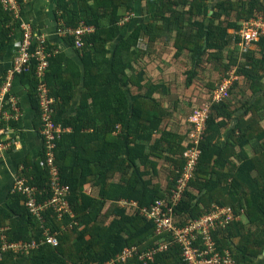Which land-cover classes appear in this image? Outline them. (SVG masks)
<instances>
[{"label":"trees","instance_id":"obj_1","mask_svg":"<svg viewBox=\"0 0 264 264\" xmlns=\"http://www.w3.org/2000/svg\"><path fill=\"white\" fill-rule=\"evenodd\" d=\"M56 1L58 31L80 59L48 42L52 55L45 80L57 97L54 119L72 127L58 140L55 154L62 181L71 187L74 215L59 220L50 211L49 224L61 230L59 244L43 243L29 253L0 247V264L103 263L126 246L144 250L172 241L170 232L158 233L138 208L120 201L150 206L171 192L192 145L189 117L206 104L196 174L175 213L182 223L215 203L232 206L241 218L216 233L219 250L228 249L234 264H255L264 253V36L242 50L237 32L243 20L264 13V0ZM19 2L25 18V2ZM130 12L142 17L124 21ZM21 23L0 1L1 55ZM81 25L92 30L82 34L84 44L78 47L76 34H63L60 27ZM232 70L238 78L227 97L212 101L223 74ZM18 78L28 87L41 125L35 69ZM43 156L44 150L39 158L27 156L20 174L48 188ZM2 233L9 241L43 237L19 191L11 189L8 205H0ZM182 250L173 242L151 263L190 264ZM117 264L143 263L135 256Z\"/></svg>","mask_w":264,"mask_h":264},{"label":"built area","instance_id":"obj_2","mask_svg":"<svg viewBox=\"0 0 264 264\" xmlns=\"http://www.w3.org/2000/svg\"><path fill=\"white\" fill-rule=\"evenodd\" d=\"M6 9L11 10L16 18L21 20L22 35L15 46V55L12 65L5 71L0 79V155L12 150L18 139L9 134L11 121L18 122L23 115L20 99L13 91V83L20 74L35 69L38 79V98L41 111L40 135L44 144V156L40 158V165L47 168L50 174L49 187L40 188L38 185L29 183V178L21 175L20 171L15 176L12 191H19L26 195V205L36 215L40 227L43 229V237L40 240L32 241H9L6 234L0 236V247L3 251L13 250L15 252L29 253L32 249L38 248L43 243L53 246L59 244L61 230L55 229L49 224L48 214L60 220L66 215L73 216V208L68 198L71 192L69 184L64 183L61 178L60 167L56 162V148L58 140L62 137L66 128L57 123L54 119L55 103L57 97L50 94L46 85L45 76L51 64L52 52L48 49L47 34L39 32L28 19L21 14L19 0H0ZM132 14V13H131ZM130 14V15H131ZM127 15L124 19L128 20ZM63 34H76L78 47L84 44L82 34L91 27L81 25L78 28L60 27ZM61 33V32H60ZM241 40L239 45L242 50H248L255 42L264 36V13L245 20L237 32ZM238 78L235 71L225 73L221 82L212 92V101H220L227 97L229 88L234 80ZM210 104L196 109L189 117V147L186 152V164L177 178L171 192L163 198L157 199L150 206L140 207L136 200L122 199V206L138 208L139 213L157 225V232H170L173 240L141 250L137 245L126 246L105 262H82L80 264H117L126 262L137 256L143 264H152L153 256L159 251L166 250L173 243H179L183 250L184 258L190 264H234L235 260L228 249L224 252L219 250V243L216 233L227 227L233 220L240 219L235 209L229 205L213 204L210 211L198 218H184L179 222L180 216L175 213L176 207L185 196L191 180L195 177L201 150L200 144L207 126ZM77 224V222H75ZM70 223V227H73ZM62 229H67L63 224Z\"/></svg>","mask_w":264,"mask_h":264},{"label":"crops","instance_id":"obj_3","mask_svg":"<svg viewBox=\"0 0 264 264\" xmlns=\"http://www.w3.org/2000/svg\"><path fill=\"white\" fill-rule=\"evenodd\" d=\"M24 2V17L32 21L39 32L47 34L48 40L52 44L57 45L61 50H64L69 58L80 61L76 48L70 45L58 31L57 1L24 0ZM212 12L213 8L211 9ZM21 33L22 31L19 29L13 36L8 51L5 54H0V79L12 65L15 46L21 37ZM13 91L20 99L23 115L20 121L11 124L12 126L9 128L8 135L15 136L18 139V144L12 150L0 155V205L4 206L8 205L10 201L15 176L19 172L26 157L39 158L43 150V140L39 131L40 124L37 123V109L32 103L28 87L24 85L21 79L16 77L13 83ZM80 97L81 93L79 92L77 99L72 104L71 113L76 112ZM65 128V132L72 130L71 126ZM86 190L90 192L91 188L88 187ZM255 264H264V253L255 258Z\"/></svg>","mask_w":264,"mask_h":264},{"label":"rangeland","instance_id":"obj_4","mask_svg":"<svg viewBox=\"0 0 264 264\" xmlns=\"http://www.w3.org/2000/svg\"><path fill=\"white\" fill-rule=\"evenodd\" d=\"M131 13H132V14H131ZM130 14H131V15H130ZM127 15H130V16L133 15V16L138 17V18L142 17L141 15H139V14H137V13H134V12L127 13ZM127 15H126V16H127ZM130 16H129V19L131 18ZM129 19H128V20H129ZM128 20H125V21H128Z\"/></svg>","mask_w":264,"mask_h":264}]
</instances>
